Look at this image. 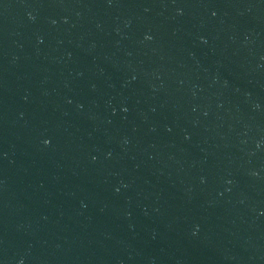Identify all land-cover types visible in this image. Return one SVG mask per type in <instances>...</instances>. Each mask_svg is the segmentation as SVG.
I'll use <instances>...</instances> for the list:
<instances>
[{
  "label": "water",
  "instance_id": "95a60500",
  "mask_svg": "<svg viewBox=\"0 0 264 264\" xmlns=\"http://www.w3.org/2000/svg\"><path fill=\"white\" fill-rule=\"evenodd\" d=\"M0 264H264V0H0Z\"/></svg>",
  "mask_w": 264,
  "mask_h": 264
}]
</instances>
